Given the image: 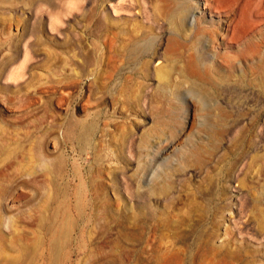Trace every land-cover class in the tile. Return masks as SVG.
I'll return each mask as SVG.
<instances>
[{"label": "rangeland", "instance_id": "obj_1", "mask_svg": "<svg viewBox=\"0 0 264 264\" xmlns=\"http://www.w3.org/2000/svg\"><path fill=\"white\" fill-rule=\"evenodd\" d=\"M260 71L264 0H0V264H264Z\"/></svg>", "mask_w": 264, "mask_h": 264}, {"label": "bare ground", "instance_id": "obj_2", "mask_svg": "<svg viewBox=\"0 0 264 264\" xmlns=\"http://www.w3.org/2000/svg\"><path fill=\"white\" fill-rule=\"evenodd\" d=\"M174 15V14H173ZM180 29V28H179ZM228 42V41H227ZM201 63V62H200ZM257 70V69H256ZM263 74H264V71H260V77H259V87H260V89L261 90H263L264 91V76H263ZM162 78H166L165 77V75H162ZM164 80H166V79H164ZM250 84H252V85H257L255 82H253V83H250ZM260 91V90H259ZM79 191L77 192V195H76V197L78 198L79 197ZM79 202L80 201H78V199H77V201H76V209L79 211V209H80V207H79ZM59 230V229H58ZM1 235V234H0ZM5 241V240H4ZM61 241V239H59V238H57V237H52V239H51V248H52V251L54 252H52L53 254H54V258H55V249H56V247H57V245H58V243ZM60 251V250H59ZM57 252V251H56ZM57 257V256H56ZM13 261V260H12Z\"/></svg>", "mask_w": 264, "mask_h": 264}]
</instances>
